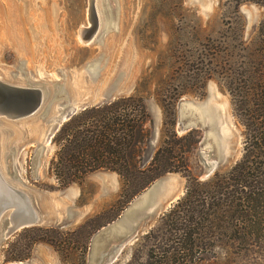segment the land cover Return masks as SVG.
<instances>
[{
	"label": "rangeland",
	"instance_id": "rangeland-1",
	"mask_svg": "<svg viewBox=\"0 0 264 264\" xmlns=\"http://www.w3.org/2000/svg\"><path fill=\"white\" fill-rule=\"evenodd\" d=\"M102 3L96 0L100 25L90 41L86 29L91 25L92 0H0V80L23 86L44 84L50 90L48 100L54 95V83H62L68 97L92 105L138 90L152 118L142 156L144 167L163 138L164 111L159 93L173 98L180 90L193 87L174 108L177 135L193 130L198 140L192 145L191 138L184 142L191 145L186 155L190 171L205 180L216 171L230 170L242 157L245 138L231 96L217 76L203 85L187 78L192 72L182 71L192 61L199 63L209 50L215 51L213 47L220 41L237 44V34L228 31V24L237 28L244 23L243 38L254 39L264 18V6L254 1L237 4L236 0H107L109 15H105ZM184 100L197 103L189 104L186 113L199 116L204 126L182 127L180 106ZM59 102L52 103L47 114L42 108L20 119L0 115V169L10 179L8 162L13 159L24 181L17 187L29 193L39 212L36 226L60 229L63 239L68 240L69 252L62 257L51 244L37 242L29 258L8 259L26 237L36 235L27 233L0 243V264H89L94 237L117 222L136 196L159 182L160 190L150 208L156 213L146 218L144 228L121 247L112 262L156 264L170 246L168 234L146 239L143 236L158 226L160 217L183 197L186 177L179 172L159 177L122 210L118 200L123 182L119 179L105 186L103 170L60 188L50 168L58 148L54 137L42 150L45 132L51 126L48 120L57 114ZM214 159L223 161L208 176V166ZM88 220L87 227L78 229ZM91 227L96 230L88 240ZM172 252L169 257L175 259L174 264H264V240L248 248L223 242L204 252ZM152 254L158 256L157 260Z\"/></svg>",
	"mask_w": 264,
	"mask_h": 264
},
{
	"label": "trees",
	"instance_id": "trees-1",
	"mask_svg": "<svg viewBox=\"0 0 264 264\" xmlns=\"http://www.w3.org/2000/svg\"><path fill=\"white\" fill-rule=\"evenodd\" d=\"M244 1L264 6V0H236L237 4ZM227 28L237 34V44L220 41L213 47L215 51L209 50L205 57L199 58V63L192 61L182 71L192 72L187 78L203 85L217 76L231 96L245 138L242 157L227 172L216 171L200 180L190 171L186 155L198 140L193 130L177 135L174 108L178 99L193 87L180 90L173 98L159 93L164 132L161 145L147 167L142 166V156L150 138L148 124L152 118L138 90L80 110L54 137L58 148L50 168L60 188L80 183L96 171L116 172L123 182L118 200L121 210L159 177L169 172L186 177L183 197L160 217L158 226L143 236L146 239L168 234L170 246L164 249L165 253L158 260V256L151 255L156 264H174L175 259L169 257L172 251L204 252L223 242L248 248L264 240V18L251 41L243 38L244 23L237 28L228 24ZM190 138L191 145L186 146L184 142ZM89 223L86 221L78 229ZM95 230L91 227L88 240ZM27 233L36 235L26 237L8 259L29 258L37 242L51 244L62 257L69 252L68 240L63 239L58 228L33 226L18 232L15 239Z\"/></svg>",
	"mask_w": 264,
	"mask_h": 264
},
{
	"label": "water",
	"instance_id": "water-1",
	"mask_svg": "<svg viewBox=\"0 0 264 264\" xmlns=\"http://www.w3.org/2000/svg\"><path fill=\"white\" fill-rule=\"evenodd\" d=\"M107 1V0H106ZM103 0V14L107 13V3ZM91 25L86 29L89 32L87 37L92 39L99 31V17L96 11V2L92 0ZM50 90L44 84L14 85L0 80V115L9 119H20L32 116L38 113L42 108L43 114H47L52 103L60 101L57 106V114L51 117L48 122L52 125L51 131L46 137V143L42 145V150L46 148L47 143L52 142L61 126L80 110L92 106L88 101H76L68 97L67 90L63 88L62 83H54V95L48 100ZM64 96L63 98H61ZM116 98V97H115ZM113 98L112 100H114ZM60 99H63L62 101ZM110 101L102 100L96 104ZM197 103L184 100L181 102V122L182 127L188 129L192 126H204L205 122L197 116L186 113L189 104ZM95 105V104H94ZM225 160V159H224ZM223 160H219L213 168L207 169L209 176L216 165ZM41 163V157L37 160ZM13 159L8 162V179L0 169V181L4 186V192L7 194L0 199V243L10 239L23 229L36 226L40 222L39 212L32 201L29 193L17 186L24 183L20 177L18 167L14 166ZM160 183L153 184L141 194L136 196L131 202L129 208L118 219L117 222L110 224L109 227L100 231L94 237V247L91 250L89 264H112L116 259L121 247L133 236L137 235L145 225V220L156 212L150 210L153 197L158 195ZM106 241L104 244L102 241ZM7 264H26L22 261L9 262Z\"/></svg>",
	"mask_w": 264,
	"mask_h": 264
},
{
	"label": "bare ground",
	"instance_id": "bare-ground-1",
	"mask_svg": "<svg viewBox=\"0 0 264 264\" xmlns=\"http://www.w3.org/2000/svg\"><path fill=\"white\" fill-rule=\"evenodd\" d=\"M95 2H96V0H95ZM96 11H97V14H98V5H96ZM99 17V16H98ZM99 25H100V19H99ZM96 36V35H95ZM94 36V37H95ZM94 37H92V39L94 38ZM92 39H89L88 38V40H92ZM191 104V103H190ZM189 106V105H188ZM193 106H195V105H193ZM197 106V105H196ZM188 108V107H187ZM186 108V109H187ZM190 112V111H189ZM187 114H190V115H192L193 113H187ZM193 116V115H192ZM200 120H202L199 116H197ZM203 121V120H202ZM204 121H207V120H204ZM51 128H52V125L51 126H49V128L47 129V132H45L46 134V136L44 137L45 139H44V141L46 140V137L48 136V134L50 133V131H51ZM45 143H46V141H45ZM48 144V143H47ZM218 162V160L217 159H214L210 164H209V166H208V169H210V168H213V166L216 164ZM209 171H207V173H208ZM206 173V174H207ZM4 186H3V184H2V182L0 181V199H2V195L1 194H3L5 197L7 196V194L4 192ZM160 190V189H159ZM153 199H154V197H153ZM153 202V201H152ZM156 211V209H154L153 210V212H155Z\"/></svg>",
	"mask_w": 264,
	"mask_h": 264
},
{
	"label": "crops",
	"instance_id": "crops-1",
	"mask_svg": "<svg viewBox=\"0 0 264 264\" xmlns=\"http://www.w3.org/2000/svg\"><path fill=\"white\" fill-rule=\"evenodd\" d=\"M103 174L105 175V177H106V181L107 182H105L106 184H105V186H107V187H109L110 186V184H112V182L113 183H117V181L119 182V179H121V177L119 176V174H117L116 172H106V171H104L103 172Z\"/></svg>",
	"mask_w": 264,
	"mask_h": 264
}]
</instances>
